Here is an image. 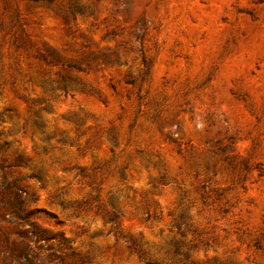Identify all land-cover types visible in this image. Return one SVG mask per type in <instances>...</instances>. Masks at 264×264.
Returning <instances> with one entry per match:
<instances>
[{"label": "rangeland", "instance_id": "rangeland-1", "mask_svg": "<svg viewBox=\"0 0 264 264\" xmlns=\"http://www.w3.org/2000/svg\"><path fill=\"white\" fill-rule=\"evenodd\" d=\"M0 264H264V0H0Z\"/></svg>", "mask_w": 264, "mask_h": 264}, {"label": "trees", "instance_id": "trees-1", "mask_svg": "<svg viewBox=\"0 0 264 264\" xmlns=\"http://www.w3.org/2000/svg\"><path fill=\"white\" fill-rule=\"evenodd\" d=\"M15 195H16L17 197L19 196V195L16 194V193H15ZM13 212H14V215H15V216H17V217H19V218H22V219H26L27 216H28V214H29L28 212H26L25 214H23V213L21 212V210H19V208L14 209Z\"/></svg>", "mask_w": 264, "mask_h": 264}]
</instances>
